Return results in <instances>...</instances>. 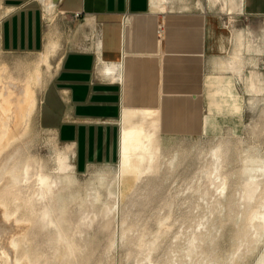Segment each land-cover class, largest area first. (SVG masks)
<instances>
[{
    "label": "rangeland",
    "instance_id": "374dc122",
    "mask_svg": "<svg viewBox=\"0 0 264 264\" xmlns=\"http://www.w3.org/2000/svg\"><path fill=\"white\" fill-rule=\"evenodd\" d=\"M46 18L50 22L51 14ZM47 30L41 54L0 52V82L28 84L33 105L27 126L17 130L0 109V130L16 137L0 153V213L23 226L15 259L264 264V95L246 97L239 133L166 139L159 147L154 135L136 170L119 177L118 165L78 176L69 151L37 123L44 89L73 46L53 23ZM227 90L240 112L231 83Z\"/></svg>",
    "mask_w": 264,
    "mask_h": 264
},
{
    "label": "crops",
    "instance_id": "0c3cea01",
    "mask_svg": "<svg viewBox=\"0 0 264 264\" xmlns=\"http://www.w3.org/2000/svg\"><path fill=\"white\" fill-rule=\"evenodd\" d=\"M52 4L48 13L41 0H0V52L43 53L48 23L73 43L44 89L37 123L69 151L78 176L120 164L126 117L150 125L159 147L239 133L246 97L264 95V0Z\"/></svg>",
    "mask_w": 264,
    "mask_h": 264
},
{
    "label": "bare ground",
    "instance_id": "6f19581e",
    "mask_svg": "<svg viewBox=\"0 0 264 264\" xmlns=\"http://www.w3.org/2000/svg\"><path fill=\"white\" fill-rule=\"evenodd\" d=\"M41 1L44 4L45 11L51 13V10H53L52 7H54L52 4L53 0ZM0 85V98L3 99V102L1 101L2 104H0V109L3 117L10 119V126L13 123L12 126L15 130L20 127L22 129L25 128L30 117V111L33 108L29 85L26 84L21 88L14 84H5L2 82H0ZM124 121L121 140V161L118 168L119 177L136 170L138 161L145 160V153H148L147 150L152 148L154 141L153 128L147 125L146 122L137 120L130 124L129 122L131 121H128V117ZM14 133L13 130H0V153L15 140ZM2 214L0 215V264H29L27 260L18 262L15 259L14 240L21 233L23 226H18L16 221L8 220Z\"/></svg>",
    "mask_w": 264,
    "mask_h": 264
}]
</instances>
